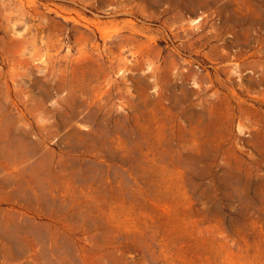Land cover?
Returning a JSON list of instances; mask_svg holds the SVG:
<instances>
[{
    "label": "rangeland",
    "instance_id": "rangeland-1",
    "mask_svg": "<svg viewBox=\"0 0 264 264\" xmlns=\"http://www.w3.org/2000/svg\"><path fill=\"white\" fill-rule=\"evenodd\" d=\"M0 264H264V0H0Z\"/></svg>",
    "mask_w": 264,
    "mask_h": 264
}]
</instances>
